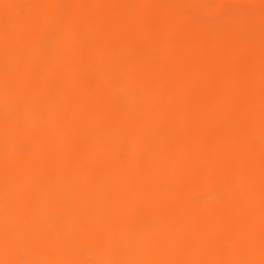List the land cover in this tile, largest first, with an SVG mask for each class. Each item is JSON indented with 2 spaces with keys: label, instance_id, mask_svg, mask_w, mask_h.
Returning <instances> with one entry per match:
<instances>
[{
  "label": "bare ground",
  "instance_id": "1",
  "mask_svg": "<svg viewBox=\"0 0 264 264\" xmlns=\"http://www.w3.org/2000/svg\"><path fill=\"white\" fill-rule=\"evenodd\" d=\"M178 11L0 0V264H264V74Z\"/></svg>",
  "mask_w": 264,
  "mask_h": 264
},
{
  "label": "rangeland",
  "instance_id": "2",
  "mask_svg": "<svg viewBox=\"0 0 264 264\" xmlns=\"http://www.w3.org/2000/svg\"><path fill=\"white\" fill-rule=\"evenodd\" d=\"M156 1V0H155ZM169 3L170 6L179 8L178 14L189 19L188 24L201 22L207 25L208 33H198L205 36V44H210L209 50L212 55H219L217 49L211 44L209 36H230L235 42L243 45L248 52L246 56L249 69L256 68L264 74V1L249 2L247 0H160ZM124 6L132 7L134 0H121ZM17 8L22 7L20 2H15ZM218 6V7H217ZM160 14V13H159ZM127 16V15H125ZM240 20V21H239ZM151 24V23H150ZM157 21L150 26H155ZM148 27L145 31L154 37L156 45H160L159 32ZM82 37V35H81ZM227 62V72L216 69V76L223 79L228 75L242 73L246 70L241 59H233L229 56L222 57ZM219 64V63H218ZM122 95V96H121ZM117 94V100L124 98L123 94ZM210 140L206 145H210Z\"/></svg>",
  "mask_w": 264,
  "mask_h": 264
}]
</instances>
